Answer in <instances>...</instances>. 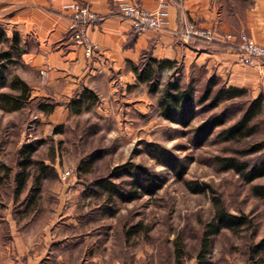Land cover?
Returning a JSON list of instances; mask_svg holds the SVG:
<instances>
[{
    "label": "rangeland",
    "instance_id": "1",
    "mask_svg": "<svg viewBox=\"0 0 264 264\" xmlns=\"http://www.w3.org/2000/svg\"><path fill=\"white\" fill-rule=\"evenodd\" d=\"M222 1L236 7L238 13H245L250 5V0ZM179 68L176 75L183 85L192 83L199 92L204 90L206 75L200 69L186 70L181 64ZM15 72L14 66L6 70L8 81L0 93L12 92L10 84ZM170 74H164V82ZM134 90L139 94L144 92L140 87ZM159 98L160 95L151 94L145 110L135 105L130 110L121 106L119 118L104 115L106 108H102L100 100L98 104L85 106L80 113L72 109V115L61 125L52 121V113L40 111V101H32L17 112L0 111V164L13 168L12 182L0 193V264L6 263L9 251L6 209L17 210L14 214L22 221L37 215L42 221L55 212L56 205L61 206L58 203L64 194H69L68 208L74 204L76 209V237L81 245L74 256L70 252L61 254L62 260L56 263L51 255L52 264H201L203 232L215 215V198L229 213L250 218L253 227L239 234L225 230L213 237L206 263L252 264L250 250L264 240V200L254 195L253 188L264 186V177L249 184L234 171H225L218 159L237 158L250 167L263 163L264 113L253 122L254 132L250 137L225 141L218 134L242 118L254 99L250 94L225 102L214 112L202 113L190 129L162 119ZM126 110L129 113L125 114ZM213 113L223 114L227 124L206 145L198 147L194 128ZM33 144L37 146L36 160L53 166L57 174L45 181L40 205L27 213L23 202L26 195L15 201L13 178L19 173V151ZM152 144L180 159L186 167L184 179L152 153ZM259 148L262 150L256 152ZM91 157L97 159L92 172L79 173L80 161ZM128 163L160 181L162 188L157 194L149 195L140 189L135 200L125 202L116 197L111 199L108 193L95 187L98 180L108 178L117 167ZM136 172L142 176V172L124 169L111 181L119 190L130 194ZM63 173L68 176L62 180ZM198 186L205 191H194ZM138 224L142 226L140 231L127 240L124 230Z\"/></svg>",
    "mask_w": 264,
    "mask_h": 264
},
{
    "label": "crops",
    "instance_id": "2",
    "mask_svg": "<svg viewBox=\"0 0 264 264\" xmlns=\"http://www.w3.org/2000/svg\"><path fill=\"white\" fill-rule=\"evenodd\" d=\"M131 1L150 12L159 8V0ZM73 2L89 5L100 19L88 32L98 48L92 57H87L73 38L67 11ZM168 3L164 29L136 33L115 0H0V30L10 40L15 34L21 38L20 53H16L12 66L16 76L30 87L29 103L57 104L50 117L58 125L66 123L73 113L70 102L85 90L98 97L96 104L101 100L102 108H106L104 115L119 118L121 106L130 110L135 105L145 110L151 94L138 81L132 64L140 63L146 52L158 61H178L186 70L200 69L206 78H221L227 87L245 89L254 99L264 96V58L245 66L238 55L242 34L259 44L264 42V0H250L245 13H238L236 7L222 0ZM189 24L212 31L216 40L187 39ZM10 47V42L3 44L0 53ZM137 87L144 92L137 93ZM68 198L69 194L61 196V206L56 205L55 212L42 221L39 215L22 221L14 214L17 210L6 209L9 251L5 264L22 260L52 264L51 255L55 263L61 254L70 252L74 256L81 244L76 237V209L74 204L68 208Z\"/></svg>",
    "mask_w": 264,
    "mask_h": 264
},
{
    "label": "trees",
    "instance_id": "3",
    "mask_svg": "<svg viewBox=\"0 0 264 264\" xmlns=\"http://www.w3.org/2000/svg\"><path fill=\"white\" fill-rule=\"evenodd\" d=\"M11 43V47L0 53V88L7 84L6 70L14 64L16 53L19 54V45L21 42L20 36L17 34L10 40L6 37L4 30H0V47L5 43ZM140 63L132 64V69L138 78V81L147 86L149 93L160 95L158 105L161 110L162 119L180 125L183 128L190 129L197 120V117L202 113L214 112L220 109L221 104L233 102L236 99L246 98L249 93L245 89L227 87L226 83L216 76L205 79L203 91L199 92L193 84L183 85L181 79L176 74L179 73L178 61L161 60L158 61L152 57L149 52L143 54L139 61ZM171 73V77L164 82V74ZM12 92L0 93V111L17 112L23 110L29 104L31 99L30 87L28 84L20 79L18 76L12 79L10 84ZM98 102V97L93 92L85 90L80 98H75L71 101L69 106L73 110L80 113L85 106L95 104ZM57 104L52 102H39L38 108L45 114H51L55 111ZM264 113V96L253 99L245 109L242 118L235 123V125L228 128H223L227 124V118L223 114L213 115L208 117L206 121L202 122L196 128L194 133L196 136V145L203 147L216 134V131L223 128L218 134L219 139L225 141H236L250 137L253 134L252 124L259 119ZM62 128V127H61ZM152 153L158 157L166 166L172 169L177 176L182 179L185 178L186 167L171 152L166 149H161L157 145H150ZM262 148L256 150L261 151ZM19 154V173L13 178L14 181V196L16 203L25 194L26 203L25 210L27 213L35 211L36 207L40 205L43 200V187L45 181L49 176L57 174L56 168L47 166L43 161H37L35 155L37 153V146L35 144L28 145L21 149ZM223 165L225 171H234L241 175L244 180L252 184L259 178L264 177V162L249 166L237 158H221L218 159ZM96 157H91L89 160H81L78 164V172L81 174H89L96 165ZM37 168L33 175V170ZM135 170L142 172V176L135 173L133 175L134 190L130 194L119 190L117 185L111 180L112 177L119 175L121 170ZM13 168L8 165L0 164V193L6 184L12 182ZM34 178V182L32 181ZM33 182V183H32ZM95 187L105 191L112 198L116 197L125 202L135 200L139 195L140 189H143L147 194L155 195L162 188L160 181L148 175L145 170L134 166L132 163L121 165L117 167L115 172L104 180H98ZM254 195L264 200V186H255ZM197 193H203L204 188L197 187L194 189ZM214 204L216 212L213 220L209 222L203 232L201 243L202 254H200L201 264L206 263V257L209 255L212 238L221 235L225 230L235 234H239L243 230L253 227V222L250 218L241 215L235 216L229 213L224 204L215 198ZM141 225L131 227L124 230V236L130 240L141 229ZM264 240L257 243L250 250V261L252 264H264Z\"/></svg>",
    "mask_w": 264,
    "mask_h": 264
},
{
    "label": "built area",
    "instance_id": "4",
    "mask_svg": "<svg viewBox=\"0 0 264 264\" xmlns=\"http://www.w3.org/2000/svg\"><path fill=\"white\" fill-rule=\"evenodd\" d=\"M120 6L121 14L125 19L132 21L133 29L136 33L146 32L148 30L160 31L168 24L167 6L169 0H159V8L155 12L144 10L140 5L134 4L131 0H115ZM70 12L72 22L71 32L77 46L85 50L87 57H92L98 48L93 44L90 34L92 28L98 21V15L92 11L89 6L79 3H72L67 9ZM185 37L187 39L196 37L205 39L208 42L216 40V35L209 30H200L189 24L186 28ZM240 48L238 51L240 62L245 66H251L264 58V42L257 43L248 34L240 36ZM67 173H63L62 180L66 179ZM19 264H28L22 261Z\"/></svg>",
    "mask_w": 264,
    "mask_h": 264
}]
</instances>
